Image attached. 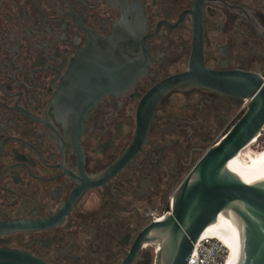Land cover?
Instances as JSON below:
<instances>
[{
  "label": "flooded vegetation",
  "instance_id": "flooded-vegetation-1",
  "mask_svg": "<svg viewBox=\"0 0 264 264\" xmlns=\"http://www.w3.org/2000/svg\"><path fill=\"white\" fill-rule=\"evenodd\" d=\"M199 13L208 69L264 77V0H0V264H122L170 210L250 105L195 87L148 97L189 69ZM152 105L146 141L114 168Z\"/></svg>",
  "mask_w": 264,
  "mask_h": 264
},
{
  "label": "water",
  "instance_id": "water-1",
  "mask_svg": "<svg viewBox=\"0 0 264 264\" xmlns=\"http://www.w3.org/2000/svg\"><path fill=\"white\" fill-rule=\"evenodd\" d=\"M135 7L139 10L137 15L141 35L145 19L142 6L135 4ZM66 80H69L68 75ZM177 87L205 88L249 100L250 105L229 131L210 146L194 165L173 193L170 210L161 219L152 220L139 233L122 264H131L138 250L147 243L159 245L155 264H187L197 240L226 209L233 213L240 229L238 264H264V171L243 177H234L228 172L230 160L257 140L264 130V77L254 72H217L208 69L204 64L202 18L199 13L189 69L159 84L148 97L157 95L158 99L164 92ZM68 90L66 85L65 112L75 114L77 111L70 103ZM153 110L154 105L145 122L138 123L131 147L114 168L122 167L140 150L146 141ZM82 113L85 114V111ZM7 253L15 257L18 252ZM22 257L25 259V256ZM6 264L25 263L9 261Z\"/></svg>",
  "mask_w": 264,
  "mask_h": 264
},
{
  "label": "bare ground",
  "instance_id": "bare-ground-1",
  "mask_svg": "<svg viewBox=\"0 0 264 264\" xmlns=\"http://www.w3.org/2000/svg\"><path fill=\"white\" fill-rule=\"evenodd\" d=\"M246 148L233 157L228 164V172L234 177L255 176L264 171V150L256 156H249L243 153ZM208 234H215L228 248L229 255L225 264H238L240 229L235 216L229 209L224 210L217 221L202 235Z\"/></svg>",
  "mask_w": 264,
  "mask_h": 264
},
{
  "label": "built area",
  "instance_id": "built-area-1",
  "mask_svg": "<svg viewBox=\"0 0 264 264\" xmlns=\"http://www.w3.org/2000/svg\"><path fill=\"white\" fill-rule=\"evenodd\" d=\"M171 204L172 198L170 207ZM228 255V248L215 234L201 235L194 245V250L187 264H225Z\"/></svg>",
  "mask_w": 264,
  "mask_h": 264
},
{
  "label": "rangeland",
  "instance_id": "rangeland-1",
  "mask_svg": "<svg viewBox=\"0 0 264 264\" xmlns=\"http://www.w3.org/2000/svg\"><path fill=\"white\" fill-rule=\"evenodd\" d=\"M263 145H264V131L262 132V137L258 140H254L253 142H251L249 144V146H247V148L245 149V151H243L244 154H247L249 156H256L258 153L262 152L263 149ZM249 158V157H248ZM247 158V159H248ZM173 195H171L172 197ZM158 244H155L152 248H153V259H152V264H155L156 261V257H157V253H158Z\"/></svg>",
  "mask_w": 264,
  "mask_h": 264
},
{
  "label": "trees",
  "instance_id": "trees-1",
  "mask_svg": "<svg viewBox=\"0 0 264 264\" xmlns=\"http://www.w3.org/2000/svg\"><path fill=\"white\" fill-rule=\"evenodd\" d=\"M264 131V130H263ZM262 131V132H263ZM262 137V133H261V135L257 138L258 140L260 139ZM263 149H264V145H263Z\"/></svg>",
  "mask_w": 264,
  "mask_h": 264
}]
</instances>
